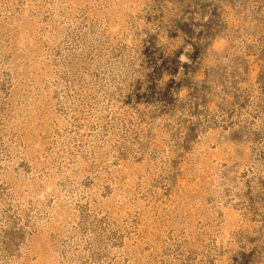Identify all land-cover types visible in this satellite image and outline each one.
I'll list each match as a JSON object with an SVG mask.
<instances>
[{
  "label": "rangeland",
  "instance_id": "obj_1",
  "mask_svg": "<svg viewBox=\"0 0 264 264\" xmlns=\"http://www.w3.org/2000/svg\"><path fill=\"white\" fill-rule=\"evenodd\" d=\"M0 264H264V0H0Z\"/></svg>",
  "mask_w": 264,
  "mask_h": 264
}]
</instances>
